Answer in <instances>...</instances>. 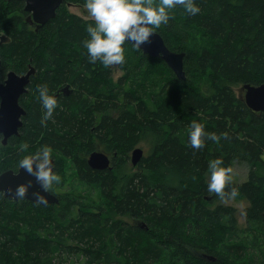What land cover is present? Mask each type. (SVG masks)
Masks as SVG:
<instances>
[{
	"label": "trees",
	"instance_id": "trees-1",
	"mask_svg": "<svg viewBox=\"0 0 264 264\" xmlns=\"http://www.w3.org/2000/svg\"><path fill=\"white\" fill-rule=\"evenodd\" d=\"M68 3L85 0H64L36 29L23 1L0 0V42L9 38L0 43L2 77L36 69L20 99L26 114L19 135L0 141V173L47 145L57 173L72 178V190L52 186L54 204L0 193V264H264V111L251 109L241 92L264 83V0H196V15L170 9L155 30L185 52L186 79L126 41L116 82L114 65L89 63L83 41L93 21ZM43 85L58 96L46 120ZM193 120L219 139L193 149ZM142 140L147 155L124 167ZM95 150L109 153L111 169L88 165ZM215 158L248 167L244 181L226 185L235 196L207 191ZM231 198L247 203L243 223L225 202Z\"/></svg>",
	"mask_w": 264,
	"mask_h": 264
},
{
	"label": "clouds",
	"instance_id": "clouds-1",
	"mask_svg": "<svg viewBox=\"0 0 264 264\" xmlns=\"http://www.w3.org/2000/svg\"><path fill=\"white\" fill-rule=\"evenodd\" d=\"M177 6H181L189 15L200 12L196 0H159L156 4L152 0H85L84 7L93 21L88 24V37L83 41L89 63L99 61L106 67L123 64L126 41L133 42L131 45L140 50L141 45L157 32L155 29L169 20V10ZM38 99L43 110V119L52 118L58 107V96L52 94L47 85H43L39 88ZM218 139L216 133L208 132L202 122H191L188 141L193 149L202 148L206 140ZM51 152L49 146L43 145L17 162L19 170L24 169L34 175L45 192L61 181ZM208 171L207 191L210 194L214 193L222 199L226 195H236L235 188L229 193L225 192L226 185L231 181L232 169L224 166L221 158L210 160ZM29 187V184L18 185L15 196L24 198ZM34 195L36 204L48 203L44 194Z\"/></svg>",
	"mask_w": 264,
	"mask_h": 264
},
{
	"label": "water",
	"instance_id": "water-1",
	"mask_svg": "<svg viewBox=\"0 0 264 264\" xmlns=\"http://www.w3.org/2000/svg\"><path fill=\"white\" fill-rule=\"evenodd\" d=\"M25 1V10L31 14L27 17L30 23H37L41 26L56 16L57 9L63 0H21ZM130 43H133L129 41ZM143 53L152 57H160L174 71L176 76L182 80L186 79L184 70L185 52L173 51L166 44L164 37L159 32H154L150 39L141 45ZM0 58V72H1ZM35 72L32 67L27 73L19 75L11 70L7 74L4 82H0V135L4 136L3 143L6 144L10 136L19 134V128L22 126V115L26 114L25 108L19 103V98L27 91L30 82V76ZM68 89V86L65 87ZM243 98L246 104L255 111H264V83L260 85L244 84L241 87ZM69 92V91H68ZM66 92V93H68ZM144 157V149L137 146L133 149L131 161L137 165ZM87 163L93 169L103 170L111 169V157L102 150H95L90 153ZM54 164V160H53ZM20 184H29L30 187L24 198L35 202L34 193H41L47 197L48 203H58L59 197L42 188L36 177L24 169L14 174L12 171H6L0 175V193L6 198L18 200L15 196V190ZM47 203V204H48ZM145 223L142 224V227Z\"/></svg>",
	"mask_w": 264,
	"mask_h": 264
},
{
	"label": "rangeland",
	"instance_id": "rangeland-1",
	"mask_svg": "<svg viewBox=\"0 0 264 264\" xmlns=\"http://www.w3.org/2000/svg\"><path fill=\"white\" fill-rule=\"evenodd\" d=\"M68 7L70 8L71 12H74V13H76L78 15H81V16H83L86 19L90 18L88 16V14H87V10L85 9L84 5H73V4L68 3ZM114 66H115V71H114V74H113V80L116 82V81H118L120 76L123 75V71L121 69H118V65H114ZM129 85H130L129 82H127L126 86H129ZM237 92L239 93V87L237 88ZM147 145H148V143L145 140H142V142L139 145H137V146L142 147L144 149V156L147 155V153H146ZM131 155H132V152L130 153L129 158L126 159L124 167L129 166V165L134 166L132 164V161H131ZM69 162H70L69 160L64 159V162L61 163L62 164V170L68 169ZM231 169H232V171L230 173L231 180H234L235 182H242V181H244L247 178L248 167L246 165H244V164H235ZM68 174H69L68 171L65 174H63V175L60 174L61 177H65L66 178V184L64 186H63V180H61L59 184H55L60 189V191L72 190V185L69 184V181H71L72 178L67 177ZM208 176H209V172L207 173V181H208ZM75 191L80 193L81 192V188H75ZM94 194H95V196L97 198L99 197L97 192H95ZM225 202H227L229 204H233L234 206H236L238 208V210H239V220H240L241 223H243L244 222L243 211H244V208H245L247 203L245 201H243V200L242 201H237V200H235V198H231L230 200H226ZM74 210H76V209H74ZM115 218H117V216H115ZM127 219L129 221L133 222V219H131L130 217L127 218Z\"/></svg>",
	"mask_w": 264,
	"mask_h": 264
},
{
	"label": "flooded vegetation",
	"instance_id": "flooded-vegetation-1",
	"mask_svg": "<svg viewBox=\"0 0 264 264\" xmlns=\"http://www.w3.org/2000/svg\"><path fill=\"white\" fill-rule=\"evenodd\" d=\"M24 2V7H25V1H23ZM63 2H64V0L62 1V3H61V5L63 4ZM61 5L59 6V7H61ZM24 10H25V8H24ZM26 11V10H25ZM27 13H28V15H27V17L31 14L30 12H28V11H26ZM31 25H35V27H36V29H38L39 27H41V26H43V25H41V26H37V23H30ZM2 37V40H1V42L0 43H2V42H6V41H8L9 40V38L7 37H5V36H1ZM2 61V60H1ZM3 65H2V63H1V72H0V82H4L5 80H6V78H7V74L9 73V71L6 73V75H4L3 77H2V70H3V67H2ZM33 66L32 65H29V69H28V71L32 68ZM34 69H35V67H33ZM11 71V70H10ZM27 71V72H28ZM16 72V71H15ZM27 72H25V73H27ZM35 72H36V69H35ZM35 72L32 74V75H34L35 74ZM17 73V72H16ZM25 73H17V74H19V75H22V74H25ZM31 75V76H32ZM31 76H30V79H31ZM30 83V82H29ZM29 85V84H28ZM28 87V86H27ZM65 92H68V89H66L65 88ZM25 93H23L22 95H21V97L24 95ZM21 97L19 98V103H20V105L23 107V108H25L22 104H21V102H20V99H21ZM23 116H25V114L24 115H22V121H23ZM23 125V124H22ZM21 128V127H20ZM20 128H19V131H20ZM17 135H19V134H17ZM14 136V135H13ZM11 137L12 136H10L8 139H7V142H6V144L8 143V141L11 139ZM3 138H4V136L1 134L0 135V141L2 142L3 141ZM3 143V142H2ZM4 144V143H3ZM28 154H30V153H28ZM109 154V153H108ZM90 155V154H89ZM53 157V156H52ZM89 157V156H88ZM53 160H54V166H55V158L53 157ZM87 161H88V158H87ZM111 162H112V160H111ZM89 165V164H88ZM12 171L14 174H17V173H19V168L17 167V168H9V169H7V170H5V171H3V172H1L0 173V175L2 174V173H4V172H6V171ZM55 170H56V166H55ZM60 174V173H59ZM54 187H55V184H54ZM51 190V189H50ZM51 192V191H50ZM53 193V192H52ZM33 202V201H32ZM48 204H53V203H48Z\"/></svg>",
	"mask_w": 264,
	"mask_h": 264
}]
</instances>
